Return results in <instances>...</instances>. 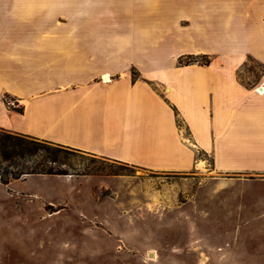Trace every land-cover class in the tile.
<instances>
[{
  "label": "crops",
  "instance_id": "crops-1",
  "mask_svg": "<svg viewBox=\"0 0 264 264\" xmlns=\"http://www.w3.org/2000/svg\"><path fill=\"white\" fill-rule=\"evenodd\" d=\"M0 127L151 168L201 150L216 173H264V0H0Z\"/></svg>",
  "mask_w": 264,
  "mask_h": 264
},
{
  "label": "rangeland",
  "instance_id": "rangeland-1",
  "mask_svg": "<svg viewBox=\"0 0 264 264\" xmlns=\"http://www.w3.org/2000/svg\"><path fill=\"white\" fill-rule=\"evenodd\" d=\"M94 155L74 161L87 174L0 182V264H264V173Z\"/></svg>",
  "mask_w": 264,
  "mask_h": 264
},
{
  "label": "trees",
  "instance_id": "trees-1",
  "mask_svg": "<svg viewBox=\"0 0 264 264\" xmlns=\"http://www.w3.org/2000/svg\"><path fill=\"white\" fill-rule=\"evenodd\" d=\"M208 61L209 57L205 54H187L178 58L181 64L191 62L206 64ZM3 100L9 108L23 112V105H18V100L8 93L3 95ZM10 100L14 102V105L9 104ZM174 113L177 125L182 128L183 120L175 107ZM82 151L87 152V155H84ZM83 156H89L92 161L96 159L94 153L0 127V182L3 184L31 174L79 175L90 173L89 170L81 168L80 170L74 165V161ZM101 158L106 157L101 156Z\"/></svg>",
  "mask_w": 264,
  "mask_h": 264
},
{
  "label": "bare ground",
  "instance_id": "bare-ground-1",
  "mask_svg": "<svg viewBox=\"0 0 264 264\" xmlns=\"http://www.w3.org/2000/svg\"><path fill=\"white\" fill-rule=\"evenodd\" d=\"M103 77H104V79H107V77H108V76H107V75H104ZM259 89H260L261 91H263L262 87H261V88H259ZM150 255H151V256H153V255H154V253H153V252H151V253H150Z\"/></svg>",
  "mask_w": 264,
  "mask_h": 264
},
{
  "label": "built area",
  "instance_id": "built-area-1",
  "mask_svg": "<svg viewBox=\"0 0 264 264\" xmlns=\"http://www.w3.org/2000/svg\"><path fill=\"white\" fill-rule=\"evenodd\" d=\"M257 91L262 92V91H261L260 89H258V88H257ZM10 103H11V104H14V102H13L12 100L9 101V104H10Z\"/></svg>",
  "mask_w": 264,
  "mask_h": 264
}]
</instances>
